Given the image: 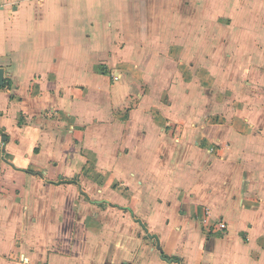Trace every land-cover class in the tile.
Wrapping results in <instances>:
<instances>
[{
    "label": "crops",
    "instance_id": "1",
    "mask_svg": "<svg viewBox=\"0 0 264 264\" xmlns=\"http://www.w3.org/2000/svg\"><path fill=\"white\" fill-rule=\"evenodd\" d=\"M0 68V264H264V0H0Z\"/></svg>",
    "mask_w": 264,
    "mask_h": 264
},
{
    "label": "water",
    "instance_id": "2",
    "mask_svg": "<svg viewBox=\"0 0 264 264\" xmlns=\"http://www.w3.org/2000/svg\"><path fill=\"white\" fill-rule=\"evenodd\" d=\"M3 83V70L0 68V86Z\"/></svg>",
    "mask_w": 264,
    "mask_h": 264
},
{
    "label": "built area",
    "instance_id": "3",
    "mask_svg": "<svg viewBox=\"0 0 264 264\" xmlns=\"http://www.w3.org/2000/svg\"><path fill=\"white\" fill-rule=\"evenodd\" d=\"M218 227H219L220 229H222V228H224V224H219Z\"/></svg>",
    "mask_w": 264,
    "mask_h": 264
},
{
    "label": "trees",
    "instance_id": "4",
    "mask_svg": "<svg viewBox=\"0 0 264 264\" xmlns=\"http://www.w3.org/2000/svg\"><path fill=\"white\" fill-rule=\"evenodd\" d=\"M165 259H166V257L165 256H163Z\"/></svg>",
    "mask_w": 264,
    "mask_h": 264
}]
</instances>
